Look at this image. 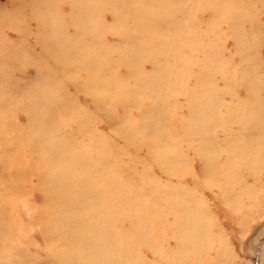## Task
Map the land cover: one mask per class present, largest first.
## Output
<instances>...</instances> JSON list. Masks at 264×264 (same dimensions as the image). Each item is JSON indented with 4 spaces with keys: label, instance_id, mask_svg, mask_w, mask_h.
Instances as JSON below:
<instances>
[{
    "label": "rangeland",
    "instance_id": "rangeland-1",
    "mask_svg": "<svg viewBox=\"0 0 264 264\" xmlns=\"http://www.w3.org/2000/svg\"><path fill=\"white\" fill-rule=\"evenodd\" d=\"M70 1L71 0H0V46L2 43L6 44L5 47H0V97L4 98L5 95L8 96L9 92L4 87L5 85H9L20 87L18 89V92L20 91V93L16 95L20 100L27 101L26 98L32 99V95L40 89L38 83L30 85L28 88L26 87V90H21L28 85L31 80H34L38 72L43 74L53 73V79L58 82L60 86V92L58 94L64 101L67 100L66 102L68 103L67 106L69 107V110L73 111L76 110V108H83L84 111L91 116L88 117V114H85V116L89 118L87 124L92 130L100 134L95 137L98 138L101 136L111 145L120 148L123 154L119 160V163L121 162V164L117 163L116 165L119 168V171L124 170V172L130 174V176L140 174L143 177V182H146V189L148 191L156 194L170 192L176 194L177 199L186 201L188 207L186 208L187 214L183 213L179 208H173L175 215L173 216L174 219L177 217L181 218L182 221L185 220L187 224L186 226H184L185 224L183 222L184 225L175 222L171 215L167 216L166 214L164 217H167V222H172L173 220L174 223L168 224L171 228H175L176 231H180L183 227L196 229L198 226V228H200L203 236L202 234L198 236L200 238V241L197 242L199 245L198 247H194L197 255H193L197 260H195V262L191 260L193 257L189 254V264H264V149L260 152H258L259 150L245 152L246 146L241 139V135L238 136L235 142L234 140L230 143L224 144L217 142L215 148L208 150V154L209 151L213 154L214 151H218L217 149H219L217 165L213 164L210 155L208 158L206 157L205 160L207 174L213 176L211 170H213L214 175L218 172L217 176L213 178L206 175L205 171L202 172L203 168H201L202 164L200 158L196 156L192 147L188 148L186 146V143L191 146H198L196 144L197 139L195 135L188 131L195 126V121L193 117L189 116L187 103L190 104L191 108V105L199 96L204 95L205 97H208L211 89L209 82L217 79L216 83L218 84H216V86L219 85L218 87H221V89L226 88L225 85L227 86L228 83H230L229 85L234 86L237 82L232 83L229 78H225L223 79L224 81H222L221 75L230 73L232 67H234L233 69H235L234 71L236 72V64L238 67L244 62L245 70L242 71V73H240L241 71L236 72L237 75L240 74L238 79L241 77L244 80L254 74L264 85V0H240V2L239 0H190L188 2L187 0H181L182 3H180V0H165V2L164 0H160L162 3V14L149 11L154 6L153 1H142V6L147 13L144 12L140 16V21L135 20L134 25L130 26L128 29H125L124 27L122 30L130 36L129 40L131 41L129 42V45L134 48L137 42L141 41V37L139 40H136L137 42L134 40L136 39V31H140V24L149 23L146 21L157 22L155 32L152 33L150 29L148 31V28L143 29L144 32L141 36L147 38L148 42H151L147 51L150 53L155 52V44L163 41L162 39L166 40L165 38H167L169 40L171 39L176 55L178 52L179 56H181L180 60L182 62H179V59L178 61L173 60L174 58H169L168 50L166 56H163L164 58H159L160 60L157 66L152 62L151 55L147 57L150 60H147L144 63L145 65L143 64L140 66V71L144 76L146 75L148 77L151 75L153 77L150 78L148 85L155 88L152 92L158 93V97L163 91L166 94V92L171 91L172 89V87L168 88L164 84L165 75H169L167 80H170L172 85H175L173 89V92L175 93L174 97L168 101V103L163 105L165 108H173L174 117L171 120L166 117L160 119L159 116H157V118L151 116L152 113H149L151 111L149 95L152 93L149 92L150 88H147V85H145V87L141 86L144 89H140V91L133 94L131 97L133 105L131 104V106L127 108L116 94L118 86H116L115 83H110L108 89L105 91H103V89L101 91H89V89L85 87V75L83 74V69L82 72L79 71L77 65H73L72 68H64L62 63L56 62L55 59H59L66 63L68 57H71L70 54H68L70 51L67 54L66 52H58V54L53 57H49V54H46L48 48L50 51V45L62 41L60 37L61 34L69 35L74 32V29L79 31V29L83 28L82 23L84 24V29L86 28L85 21L79 20L78 17L83 19L88 16L87 6L90 3H88V0H84L80 2H83L81 6L79 3L74 7V13L76 16L74 18L72 17V21H74L76 26H72L71 23L68 22L69 16L67 14L70 11ZM169 1H172L173 3L171 2V4ZM183 1L187 3L184 2L183 4ZM226 2L228 3V6H226ZM230 4H232L231 6L233 7V10ZM234 4L238 5L235 6ZM199 6L201 8H199ZM60 8H62L63 14H60ZM239 8H241V10H239ZM223 9L226 12L223 11ZM226 9L229 10L227 11ZM190 10H192L191 14L188 13ZM229 11H231V13ZM217 12L219 15H217ZM111 13L112 11L107 9L99 18V24L102 28L103 25L106 26V30H102L100 33L105 42L104 44L107 43V45L113 46V48H111L113 52L112 56L109 54L107 57L113 62V71L120 75L121 78H128L127 84L131 88H135L138 86L137 79L129 76L126 69L116 63L117 56L115 54H118V51L120 50L128 49L129 46L125 44L121 38V36L124 35L119 37L118 34L109 29V27H114V19ZM185 14L188 18L185 17ZM236 14H239V17L236 16ZM163 15L164 17L167 15V18H162ZM220 16V19H223L225 16L224 20H220ZM233 16H235V18H233ZM74 19L78 20V22ZM191 20H194L195 24H192L193 22L190 23L189 21ZM228 20L231 21L230 23L233 22L236 27L238 26L236 21L241 25V21H245V28H242V33L238 34L237 29L233 27ZM227 23H229V28L226 25ZM179 24H182V26L187 24V26L182 27ZM193 25L194 27H192ZM168 26L169 28H167ZM189 26L191 28H189ZM193 28H196V30ZM185 30L187 31L186 33ZM168 31L172 34L171 37L173 38H170ZM231 31L233 34H230ZM212 32H215V35L212 34ZM181 33H183V35ZM235 34L237 35L235 36ZM196 36L198 37V40ZM240 37L241 40L238 39ZM85 39L87 41H93V34ZM178 39L181 41L179 44L180 46L183 45L182 47L178 46ZM199 39L203 44L201 42L199 43ZM208 41L211 42L208 43ZM210 43H212V45ZM216 44L219 46L217 47ZM196 45L202 50H196L194 48ZM138 47L140 49L139 44H137L135 49ZM245 47L247 49H245ZM216 49L218 51L216 54L220 53L219 55H223V57L215 55ZM95 53L97 52L95 51ZM230 53L233 54L231 55ZM103 55L104 54H101V56ZM194 56L196 59L193 58ZM217 57L219 59H217ZM227 57L230 61L232 59V62L235 65H230L232 62H227ZM240 59L242 61H239ZM209 60L210 62H208ZM216 60L223 64L220 65L219 63L215 65L217 63ZM186 61L191 69L187 67L188 70H184L182 64L186 63ZM203 63L204 66L201 68ZM212 64H214V66ZM217 66H221L220 68L222 70L221 73L218 72L219 75L214 74L219 68ZM179 67L180 69H178ZM182 68L185 72H191L187 77L185 76V78V72L181 70ZM200 68L202 69V72ZM210 68L213 69V72L210 71ZM233 69L232 72H234ZM204 71L206 74H203ZM203 75H206V78L201 79V77H204ZM209 77L211 79L208 80ZM45 79L47 80L48 78ZM242 79H239V81ZM201 80H205V82L202 83ZM53 82L54 81H52V83ZM200 83L204 85L206 84L205 86L208 84L209 87H205L203 92H201L199 90ZM75 84L78 85L76 86ZM49 86L47 88L45 87V95L51 94L50 96L52 97L55 94L57 95L58 88L52 85ZM95 87L96 85L93 84L90 88L95 89ZM237 87L236 84L233 88ZM185 90L189 92V96L184 93ZM159 91L162 92L159 93ZM240 95L244 97L243 94L240 93ZM259 95L264 99V86ZM227 98L228 97H226L225 100L229 101V98ZM98 99L100 101H98ZM0 102L2 103L1 100ZM9 108L12 110L8 112V108L2 106L0 107V112H3L4 114L12 113V116L9 119V124H12V129L20 131L26 126L28 116L26 112L20 110L19 107H13V104L10 105ZM74 113L76 114L75 111ZM76 119L79 120L78 118ZM1 120L0 136H2L4 132L2 125H7V129L9 125L7 122L1 124ZM149 121L152 123L155 121V126L159 127L160 125V129L169 126L170 133H167V138L173 137L176 139L177 145L181 144L180 148L177 149L176 156L182 161L177 160L172 164L174 169L173 172L165 171L161 168L160 164L163 159H159V165L158 162L156 163L155 159H157L159 153L156 152L155 154H152V156L148 154L147 145L149 146L150 144H148L147 141L138 138L133 145L129 146L126 144L125 138L119 133L120 129L128 122L134 123L136 126L142 122L149 123ZM232 128L234 130L237 129L236 126H232ZM70 129L72 131L75 130L76 125H70ZM256 129V131L259 132L261 139V137L264 136V111L261 113V125L257 126ZM143 132L145 133L146 130ZM148 135L149 140H153L154 134L152 133ZM187 137L192 139L190 143L186 139ZM222 137V135L219 136V139L222 140ZM6 149H8L7 146H2L3 152L6 153ZM25 153L26 152L23 154ZM31 156V154H26V158L29 159L27 161H30ZM181 163L184 166H180ZM3 164L4 163L0 160V181H2V179L8 181L10 179H6L5 177L6 172L3 169ZM176 165L178 166L177 169ZM29 175H27L28 178L26 176L27 179L21 185L18 184L16 186L14 192H10L13 197L19 200V203L13 209L7 210L6 213L3 210L0 213V215H8L10 217L13 215L14 218V222L0 219V232L6 231V234H0V245L2 243L4 244L2 247L0 246V261L4 264H23L28 258L21 256L20 252H18L19 249H25V254L31 259L35 258L37 264H50L48 244L46 245L43 242L41 235L43 228L38 222V212L33 208L34 206L40 207L44 204L43 193L34 189L37 185L36 175ZM18 177L16 180H18ZM121 181L122 180H118L119 185ZM30 188L33 189V191ZM24 194L28 196L29 202L26 201L27 197ZM111 194L112 193L109 195L111 196ZM0 195H2V190H0ZM122 195L123 197L125 196V198L128 196L126 191L121 193V197ZM152 199L154 200V196H152L151 200ZM0 201L10 203L12 199L3 195V197H0ZM28 203H31L33 206L30 207ZM135 205V201L133 200V205L131 207H134ZM4 206H6V204ZM131 207L121 208L123 210H119V213L121 214L122 212L129 210ZM85 208L88 207L86 206ZM162 209L164 210L166 208ZM154 210L157 212V215H162L161 211L163 210L158 208ZM85 217L83 219H85ZM190 217H192L191 221H189ZM123 225H125V228L129 226V219L127 217L123 221ZM17 234H20V236L18 237L17 242L14 243L13 240ZM155 236L156 241L153 243L150 238H154ZM167 237L168 236L160 237L153 229H151V227L147 232H143L142 235L138 237L140 242L137 248L142 255L139 257L137 256L134 263L168 264L162 258V253H165L168 258H173L175 261L177 258L180 260L179 253H177L176 257L169 252L170 249H174L177 246L174 239L171 238L166 242L161 243L166 240ZM202 238L203 240H201ZM8 240H11L15 244L12 248V252H7V249L5 248V244ZM192 241H196L195 238H193ZM12 242H8V245ZM147 243H153L156 245L160 243L161 246L163 244L161 249L163 248L167 253L157 251L156 254L155 252L153 254L146 246ZM34 262L35 261L33 260V263ZM29 263H32L30 259Z\"/></svg>",
    "mask_w": 264,
    "mask_h": 264
},
{
    "label": "bare ground",
    "instance_id": "bare-ground-1",
    "mask_svg": "<svg viewBox=\"0 0 264 264\" xmlns=\"http://www.w3.org/2000/svg\"><path fill=\"white\" fill-rule=\"evenodd\" d=\"M81 1L84 0L70 1V11L67 14L69 16L68 22L71 23L72 26H76L74 21H72V17L74 18L76 16L74 13V7L77 6ZM142 1L143 0H88V3H90L87 6L88 16L83 19L78 17L79 20L85 21L87 29H84V24L82 23L83 28L79 29V31L73 28V33L69 35L61 34L60 37L62 41L57 44L50 45L51 53L48 48V50H46V54H49V57H53L54 55L56 56L58 52H66L67 54L70 51L68 54H70L71 57H68V61L66 63L60 61L59 59H55L56 62L62 63L64 68H72L73 65H77L79 67V71L82 72L83 69V74L85 75V87L88 88L89 91H101L102 89L105 91L108 89V85L110 83H115V85L118 86L116 94L118 95L120 101L127 108L130 107L131 104L133 105V101H131L133 94L140 91V89H144L141 86L145 87V85H147L146 87L150 88L149 92L152 93L149 95L151 104V111L149 113H152L151 116H155L156 118L159 116L160 119L162 117H166L167 119L171 120L174 117L173 108H165L163 105L168 103V101L174 97L175 93L173 92V89L175 85H172L170 80H167L169 75H165L164 84L168 88L172 87V89L171 91L166 92V94L163 91V93L159 94L158 97V93L152 92V90H155V88L148 85L150 78L153 77L151 75L148 77L146 75L144 76L140 71V66H142L147 60H150L147 58L150 55L152 62L155 64V66H157L159 60L164 58L163 56H166L168 50L169 58L172 57L174 58L173 60L178 61L179 59L180 62L181 56H179L178 52V56L176 55V51L174 50L171 39L169 40L167 38H165L166 40L162 39L163 41L157 42L155 44V52L150 53L147 51L151 42H148L147 38L141 36L144 32L143 29L148 28V31L150 29L153 33L155 32L157 22L146 21L149 23L140 24V31H136V39H134L135 42H137L136 40H139L141 37V41L137 42V44L140 45V49L139 47L135 49L137 44L134 48L130 47V36H128L125 31L122 30L124 27L125 29H128L130 26L134 25L135 20L140 21V16L146 12L145 8L142 6ZM151 1L154 2V6L149 11L159 12L162 14L161 1ZM188 1L190 0H187V2ZM171 2L169 1V3ZM184 2L185 1H183V4ZM82 3H80V6ZM180 3H182V1ZM231 5L232 4H230V6ZM226 6H228L227 2ZM199 8L201 7L199 6ZM228 8L231 9L230 7ZM107 9L112 11L111 14L113 15L114 19V27H109V29L118 34L119 37L124 35L121 36V38L123 39L124 43L129 46V48L126 50L123 49L118 51V54L114 53L117 56L116 63L121 67L123 66L128 72L129 76L137 79L138 86L135 88H131L127 84L128 78H121L120 75L113 71V62L107 57L109 54L112 56L113 52L111 48H113V46L107 45V43L104 44L105 42L100 33L102 30H106V26L103 25L102 28V26L99 24V18ZM239 10H241V8H239ZM190 11L188 12L189 14L192 13V10ZM223 11L225 10L223 9ZM229 12L231 13V11ZM60 14H63L62 8H60ZM186 14L185 17L188 18ZM217 15H219L218 12ZM238 15L236 14V16ZM224 17L223 19H220V16L219 19L224 20ZM162 18H167V15L166 17L163 15ZM233 18H235V16H233ZM74 20L78 22V20ZM189 22H193L192 24H195L194 20ZM230 22L231 21H229V23ZM236 22L238 23L237 27L235 24H233V22L230 24H232L233 27L237 29V33L240 34L242 33V28L246 22L241 21L242 25L238 21ZM229 23L226 24L227 27ZM180 26H182V24ZM185 26H187V24ZM190 26L189 28H191ZM192 27H194V25ZM167 28H169V26ZM193 29L196 30V28ZM186 32L187 31L185 30V33ZM214 33L212 32V34ZM91 34H93L94 40L87 41L85 38H88ZM181 34L183 35V33ZM230 34H233L232 31ZM171 35L172 34H170V38H173ZM236 35L237 34H235V36ZM179 39L178 46L182 47L183 45L180 46L179 44V42H181ZM232 39L231 41L233 42ZM238 39L241 40V37ZM200 42L201 41L199 39V43ZM209 42L211 41H208V43ZM210 44L212 45V43ZM219 45H217V47ZM5 46L6 44L2 43L0 47ZM196 47H194L196 50L201 49L198 47L197 49ZM245 49L247 48L245 47ZM95 51L97 53H95ZM216 53H218L217 49L215 55L220 54ZM101 54L104 55L101 56ZM219 57H223V55H219ZM193 58L196 59L195 56ZM217 59L219 58L217 57ZM228 61H230V59H228L227 62ZM232 61L233 60L231 59L230 62ZM239 61L242 60L240 59ZM208 62H210V60ZM216 62L217 63L215 65L220 63L217 60ZM243 63L244 62H242L238 67L236 64V72L241 71L240 73H242V71L245 70V65ZM221 64L223 63H220V65ZM231 64L234 63L232 62L230 65ZM182 65L184 66V70H188L187 67H189V64L187 61ZM212 65L214 66V64ZM203 66L204 63L201 65V68ZM220 67L214 74L222 72ZM233 68L234 67L231 68L230 73L222 74L223 76L221 75V79L224 81L223 79L229 78L232 83L237 82V88H233L236 84L231 86L229 85L230 83H228L227 86L225 85L226 88L221 89V87H218L219 85L216 86V84H218L216 83L217 79H214V81L216 80L215 82L210 80L211 82L209 83L211 85V89L208 97H205L204 95L199 96L197 99H195L194 103L191 105V108L190 104L187 103V108H189V116L193 117L195 121V126L191 128V130L188 126V131L195 135L197 139L196 144L198 146H191L188 143H186V146L188 148L192 147L194 149L196 156H198L201 160V168H203L202 172L205 171V173L206 157L208 158L210 155L211 159L213 160V164L217 165L218 163L217 158L219 149H217L218 151H214L213 154L211 151H209L208 154V150L215 148L217 142L222 144L230 143L233 140L235 142L238 136L241 135V139L246 146L245 152H252L256 150H259L258 152H260L264 149V136H262L260 139L259 132L256 131V127L261 125V113L264 111V99H262V97L259 95L264 85L254 74L251 76L249 75L250 77L244 80L239 77V79H242L239 81L238 76H240V74L238 73L239 75H237L234 71L235 69ZM178 69H180V67ZM189 69H191V67H189ZM232 69L234 72H232ZM181 70H183V68ZM184 70L183 72H185ZM210 71L213 72V69L210 68ZM189 73L191 72H185L184 78L185 76L187 77ZM203 74H206L205 71ZM53 75V73L43 74L38 72L34 80H31L28 85H26L21 90H26V87L28 88L30 85L38 83L40 89L38 92L32 95V99L26 98L27 101L20 100L18 96H16L20 93V91L18 92L20 87H13L9 85H5L4 87L9 92L8 96L5 95L4 98L0 97V100L2 101V103L0 102V107H7L9 112L12 110L9 108V106L13 104V107H19V109L25 111L28 116L26 126H24L20 131H16V129H12V124H9V119L12 116V113L4 114L3 112H0V120L2 118L1 124H5L6 122L9 124L8 129L7 125H2L4 132L3 135L0 136V160L2 163H4L3 169L6 172V179H10L8 181H4V179L0 181V190H2V195H0V197L6 195L12 199L10 203H5L6 201H0V213L2 210L6 213L7 210L13 209L19 203V200L13 197L10 192H14L16 190V186L18 184L21 185L28 178L27 175L35 174L37 178V185L34 189H37L43 193L44 204L40 207L34 206L33 208H35V210L38 212V222L43 228L41 231L43 242L46 245L48 244L50 264H135V258L142 255V253L137 250L139 246L138 244L140 242L138 237L142 235L143 232H147L150 227L160 237L168 236L167 239L161 243H164L171 238L174 239L177 246L174 249H170L169 252L176 257L177 253H179L180 260L177 258L175 261L173 258H168L165 253H162L166 252V250L163 248L161 249L163 244L162 246L160 243L157 245L153 244L154 241H156V236L154 238H150L153 242L152 244L147 243L146 245L151 253L154 254L155 252L156 254L157 251H161L162 258L168 264H189V254L193 257L191 260L195 262L197 258H195L193 255L197 254L194 250V247H198L199 245L197 243L200 241L198 236L202 234L200 228L197 226L196 229H188L181 226L183 229L181 228L180 231H176L175 228H171V226L168 224L174 223L173 220L172 222H167V217H164L166 214L167 216H175L173 208H179L181 211H183V213L187 214L186 208L188 207L186 201L177 199L176 194H172L170 192L156 194L154 192L148 191L146 189V182H143V177L140 174H136V176H130V174L124 172V170L119 171V168L116 165L119 163V160L122 157L121 155L123 154L120 148L111 145L101 136L98 138L95 137L96 135L100 134L92 130V128L87 124L89 119L88 117L90 115L85 112L83 108H76V110L73 111L69 110V107L67 106L68 103L66 102L67 100L64 101L58 94L60 92V86L59 83L53 79ZM203 76L204 77H201V79L206 78V75ZM45 78L48 79L46 80ZM209 79L211 78L209 77L208 80ZM52 81L54 82L52 83ZM201 82L204 83L205 80H201ZM202 83L199 85V90L201 92H203L205 87L208 86V84L205 86L206 84L204 85ZM93 84L96 85L95 89L90 88ZM49 85L58 88L57 95L55 94L53 97L50 96L51 94L45 95V89ZM161 92L162 91H159V93ZM184 93L189 96L188 91L185 90ZM240 93L243 94L244 97L240 95ZM226 97L229 98V101L225 100ZM98 101L100 100L98 99ZM86 113L88 114V117L85 116ZM154 122H142L144 125L141 123L139 125L137 124L136 126L134 123L128 122L120 129L119 133L125 138L126 144L129 146L133 145L135 140L138 138H142V140L147 141L148 144H150L149 146L147 145L148 154L152 156V154H155L156 152L159 153V156H157V159H155L156 163L158 162L159 165V159H163L160 164L161 168L165 171L173 172L174 169L172 164L177 160H180L177 158L176 152L177 149L180 148L181 144L177 145L176 139L173 137L167 138V133H170L169 126L160 129V125L157 127L155 126ZM74 124L76 125V129L72 131L70 129V125ZM232 126H236L237 129L234 130ZM144 130H146L145 133L143 132ZM152 133L154 134L153 140H149L148 134ZM221 135L223 136L222 140L219 139V136ZM186 139L189 141V143L192 141V139L189 137ZM2 146L8 147V149H6V153L2 151ZM24 152L26 153L23 154ZM27 153L32 155L30 157L31 162L27 161L29 160L26 158ZM119 164H121V162ZM180 166L184 165L181 163ZM177 168L178 166L176 165V169ZM211 171L213 176H210L207 173L206 175L215 178L218 172L214 175L213 170ZM17 177L18 180H16ZM118 180H122L120 183L121 186L119 185ZM31 190L33 191V189ZM124 191L127 192V198H125V196L123 197V195L121 197V193ZM110 193H112L111 196L109 195ZM24 195L27 197L26 201H28V196L26 194ZM152 196H154V200H151ZM133 200L136 204L134 206L135 208L131 207L133 205ZM5 204L6 206H4ZM28 204L30 207L33 206L31 203ZM86 206L88 208H85ZM127 207L131 208L125 212H122L121 214L119 213V210H123L121 208ZM156 208L161 210H163L162 208L166 209L161 211L162 215L159 216L154 210ZM84 217L87 220L83 219ZM126 217L129 219V226L127 228H125V225H123V221L126 219ZM0 219H6L8 222H14L13 215L11 217L8 215H0ZM191 220L192 217H190L189 221ZM174 221L179 222L182 225L185 224L184 226L187 225L185 220L182 221L181 218L176 217ZM0 234H6V231L0 232ZM19 236L20 234L15 236L13 240L14 243L17 242ZM193 238H195L196 241H192ZM201 240H203V238ZM8 242L12 241L8 240L5 244V248L7 249V252H12V248L15 246V244L12 242L10 245H8ZM2 245L4 244L2 243L0 246L2 247ZM24 250L25 249L18 250L21 256L28 258L23 264H32L33 260L35 261L33 264H37L35 258H29V256L25 254L26 251ZM29 259L32 263H29ZM0 264L4 263L0 261Z\"/></svg>",
    "mask_w": 264,
    "mask_h": 264
}]
</instances>
